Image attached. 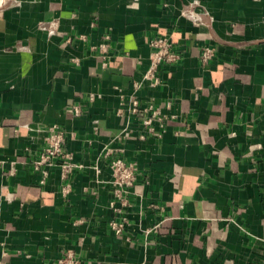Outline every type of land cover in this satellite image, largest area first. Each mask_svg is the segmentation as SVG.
<instances>
[{"label":"crops","instance_id":"0c3cea01","mask_svg":"<svg viewBox=\"0 0 264 264\" xmlns=\"http://www.w3.org/2000/svg\"><path fill=\"white\" fill-rule=\"evenodd\" d=\"M158 36L180 61L135 96L170 102L159 139L117 113ZM52 125L76 167L65 198L57 171L41 186L31 168ZM114 158L138 168L120 213L108 206ZM0 163V264H56L68 251L79 264H264V0H0Z\"/></svg>","mask_w":264,"mask_h":264},{"label":"built area","instance_id":"2783aa9c","mask_svg":"<svg viewBox=\"0 0 264 264\" xmlns=\"http://www.w3.org/2000/svg\"><path fill=\"white\" fill-rule=\"evenodd\" d=\"M202 13L197 12L194 9H188L181 12V16L186 17L193 25H201ZM57 21L52 20L47 23H42L40 29L46 33L48 37H52L57 30ZM107 39V37H105ZM71 42L70 38L65 40V43ZM149 48V54L146 59L147 68L141 76L138 82L132 83V95L126 97L119 92L120 102L118 115L122 113V109L125 108L128 114L136 118L142 126V131L147 135L155 134L157 138H161L164 125L163 121L166 117L163 113V109L169 110L171 107L170 102H167L162 108L154 107L151 104H141L139 99L135 96L138 91L148 86L150 88L157 87L161 84V80L158 77L157 71L162 66H173L180 61V55L174 51L173 43L168 36H158L147 41ZM100 51L106 53L105 47L102 45L99 47ZM104 58V57H103ZM214 59V50L209 47L202 49L200 53L201 65L207 66ZM138 64H141L142 59L139 57L136 59ZM106 63H102L105 66ZM96 96L89 94L87 101L93 103ZM69 112L74 116L78 117L81 114L80 106H72ZM121 137H128V132L123 129ZM66 134L57 125L47 127L45 130V137L43 139V146L36 153L34 160L32 161V170L40 176L39 184L43 186L45 180L48 178L50 171L55 170L58 173L59 180L61 181L60 195L65 198L70 192V186L68 179L75 170V165L72 162L71 153L65 151ZM140 139H144V135L140 136ZM111 152L107 151L105 157H108ZM108 168L110 169L111 179V195L113 199L109 202V208L114 212H123L129 207L127 195L130 189L133 187L137 174L138 168L135 164L126 163L120 158H114L109 160ZM3 163H0V167ZM14 168L8 169V175H14ZM98 173L99 171L96 170ZM126 218L123 216L117 222H110L108 227L111 232L115 235H120L126 225ZM153 230L156 227L152 228ZM2 257H6L7 253L2 250ZM56 264H79L78 259L72 251L66 252L56 260Z\"/></svg>","mask_w":264,"mask_h":264}]
</instances>
